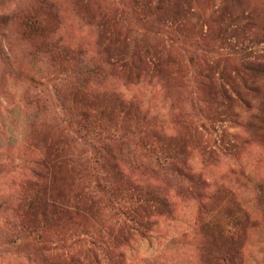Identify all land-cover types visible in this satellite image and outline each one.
Returning <instances> with one entry per match:
<instances>
[{"label":"rangeland","instance_id":"rangeland-1","mask_svg":"<svg viewBox=\"0 0 264 264\" xmlns=\"http://www.w3.org/2000/svg\"><path fill=\"white\" fill-rule=\"evenodd\" d=\"M44 2L0 0V264H264V0ZM92 131L140 193L94 187ZM49 152L82 165L49 166L38 224Z\"/></svg>","mask_w":264,"mask_h":264},{"label":"trees","instance_id":"trees-1","mask_svg":"<svg viewBox=\"0 0 264 264\" xmlns=\"http://www.w3.org/2000/svg\"><path fill=\"white\" fill-rule=\"evenodd\" d=\"M43 3L46 2H44L43 0ZM25 25L29 30H36L38 29L39 21L37 18L30 16L26 19ZM59 41L61 40L59 39ZM56 48L60 51H66L67 54H71V55L81 53V50L74 48L69 44L66 43L64 44L62 42H57ZM116 99L120 101V104L124 103L117 96ZM124 107L126 110L133 113L134 115L140 114L141 116H143L139 104L137 106H134L130 101H128ZM68 120L69 122L77 124L79 126L78 127L79 129L86 130L87 135H89L88 127L81 120L79 119L75 120L74 117L71 116L68 117ZM93 133L97 136V140H96L98 142L97 148H100L101 150L104 151L105 155H107V159L108 157L111 158L110 162L101 164L100 159H102V157L101 155L97 156L99 151L97 148L94 149V154L96 155L94 162L97 163V167L99 168L96 170V174L95 173L92 174V177L94 178L95 181L94 187L103 193L111 194V197L114 198L115 200H118V198L117 196H114V193L118 192L120 189V184L118 182L123 181L126 184V186L132 189L137 188L140 193L141 188L139 186H136L132 178H130L129 175L123 171L119 162L117 161V158L114 153V149L110 147V144L105 141L106 139H111L112 137L111 134L114 133L111 132L109 134L110 136L107 135L106 133L103 135L102 131H96V132L94 131ZM78 162L82 165L81 160H78ZM78 162L77 161L74 162L70 158V155L69 158L68 156L62 158L55 152L47 153L45 158L43 157L38 158V160L36 161V166L32 169V179H31L32 181L30 180L33 188L35 189L32 196H30L26 200V202L21 204V210L27 212L28 215L34 217L33 218L35 220L34 222L38 224L39 223L44 224L48 220H51V218L53 219L58 213L63 212L64 210V208L62 207L63 205L58 204V202L53 197L47 195L46 188L41 184V181L45 183L47 179V172L49 166L54 170L55 166L57 165L60 166V164L62 163H66L70 165L75 163L79 164ZM100 171L101 173L102 171H107V175L100 174L99 173ZM30 181L28 182L29 186H30ZM146 193L148 197L151 196L149 195L151 194L150 192H146ZM140 195L143 196L142 194ZM23 207L25 210H23Z\"/></svg>","mask_w":264,"mask_h":264}]
</instances>
